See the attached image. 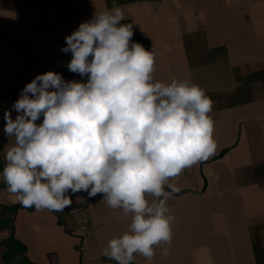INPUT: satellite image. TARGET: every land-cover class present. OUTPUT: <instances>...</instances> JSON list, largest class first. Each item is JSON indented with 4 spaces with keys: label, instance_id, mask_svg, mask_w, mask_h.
<instances>
[{
    "label": "crops",
    "instance_id": "crops-1",
    "mask_svg": "<svg viewBox=\"0 0 264 264\" xmlns=\"http://www.w3.org/2000/svg\"><path fill=\"white\" fill-rule=\"evenodd\" d=\"M114 3L156 53V80L190 79L214 102L216 153L169 181L172 250L151 264H264V0H0V173L5 110L37 74L80 81L65 37ZM69 194L63 211L26 208L0 175V264H118L103 250L130 217Z\"/></svg>",
    "mask_w": 264,
    "mask_h": 264
},
{
    "label": "clouds",
    "instance_id": "clouds-1",
    "mask_svg": "<svg viewBox=\"0 0 264 264\" xmlns=\"http://www.w3.org/2000/svg\"><path fill=\"white\" fill-rule=\"evenodd\" d=\"M124 19L114 3L80 23L60 50L71 53L66 67L81 80L37 74L5 110L11 143L0 175L37 211H63L69 193L102 195L121 219L130 217L103 256L151 264L157 249L163 257L172 250L176 218L167 202L177 189L169 181L216 153L214 102L190 79L156 80V53L132 40Z\"/></svg>",
    "mask_w": 264,
    "mask_h": 264
},
{
    "label": "water",
    "instance_id": "water-1",
    "mask_svg": "<svg viewBox=\"0 0 264 264\" xmlns=\"http://www.w3.org/2000/svg\"><path fill=\"white\" fill-rule=\"evenodd\" d=\"M222 154H225V152H222ZM222 154H221V155H222ZM168 191H169V190H168ZM99 198H101V195H100V194H98V195H97L96 197H94V198H89L86 202H84L83 204L80 205L79 210H83V209H85L89 203L96 202V201L99 200Z\"/></svg>",
    "mask_w": 264,
    "mask_h": 264
}]
</instances>
